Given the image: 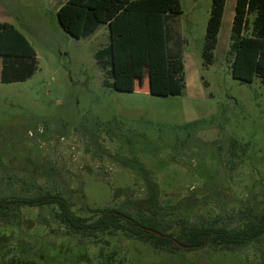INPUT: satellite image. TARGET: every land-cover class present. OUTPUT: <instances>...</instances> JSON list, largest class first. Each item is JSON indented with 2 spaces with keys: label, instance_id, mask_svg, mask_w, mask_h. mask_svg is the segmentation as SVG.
<instances>
[{
  "label": "rangeland",
  "instance_id": "374dc122",
  "mask_svg": "<svg viewBox=\"0 0 264 264\" xmlns=\"http://www.w3.org/2000/svg\"><path fill=\"white\" fill-rule=\"evenodd\" d=\"M66 1L0 0V23L21 31L38 60L26 82L2 84L0 69V199L59 194L89 223L107 208L139 217L161 207L171 223L221 217L231 228L262 214L264 83L232 76L236 0H227L208 66L212 0H180L182 12L166 19L168 46L185 64L175 97L150 93L143 52L133 92L112 89L96 59L108 28L71 37L57 18ZM93 232L70 231L52 206L0 214V264L34 256L43 264H264V236L231 250L167 252L118 231Z\"/></svg>",
  "mask_w": 264,
  "mask_h": 264
},
{
  "label": "trees",
  "instance_id": "16d2710c",
  "mask_svg": "<svg viewBox=\"0 0 264 264\" xmlns=\"http://www.w3.org/2000/svg\"><path fill=\"white\" fill-rule=\"evenodd\" d=\"M227 0H212L206 27L203 58L211 65L218 34L222 27ZM182 12L180 0H67L57 12L60 26L75 39L90 38L102 26L109 32V43L97 51V63L109 68L112 89L133 92L135 64L141 65L145 55L149 91L153 95H182L185 64L181 51L169 47L171 40L166 19ZM254 14L250 23L248 16ZM231 47L234 54L231 72L234 79L251 83L258 76L264 83V0H237L232 25ZM177 45V43H175ZM27 39L15 26L0 23L1 83L26 82L38 68L37 57L26 52ZM52 206L57 218L70 231L88 235L97 232H121L153 247L157 251L198 250L204 247L231 250L260 240L264 236V210L239 221L235 227L212 221L191 224L183 215L171 223L163 218L161 207L147 216L135 217L116 209H103L97 220L78 216L70 202L59 194L44 193L34 198L0 199V214L8 216L21 208ZM169 213L168 217H174ZM171 219V218H170ZM175 219V218H172ZM176 228L173 231V229ZM10 264H43L34 256L11 260Z\"/></svg>",
  "mask_w": 264,
  "mask_h": 264
},
{
  "label": "crops",
  "instance_id": "0c3cea01",
  "mask_svg": "<svg viewBox=\"0 0 264 264\" xmlns=\"http://www.w3.org/2000/svg\"><path fill=\"white\" fill-rule=\"evenodd\" d=\"M237 1V0H236ZM226 6H227V2H226ZM236 6V5H235ZM225 13H226V7H225ZM225 13H224V16H225ZM234 15L235 14H233V11H232V15H231V20H232V22H233V19H234ZM233 18V19H232ZM223 21H224V18H223ZM223 24V23H222ZM97 33H99V32H97ZM97 33L95 34V35H97ZM94 35V36H95ZM0 69H2V60H1V58H0Z\"/></svg>",
  "mask_w": 264,
  "mask_h": 264
}]
</instances>
